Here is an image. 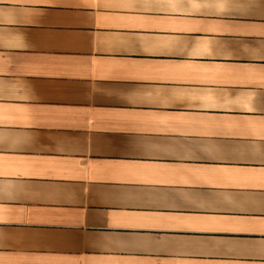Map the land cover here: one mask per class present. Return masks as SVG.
<instances>
[{
  "label": "crops",
  "instance_id": "1",
  "mask_svg": "<svg viewBox=\"0 0 264 264\" xmlns=\"http://www.w3.org/2000/svg\"><path fill=\"white\" fill-rule=\"evenodd\" d=\"M0 264H264V0H0Z\"/></svg>",
  "mask_w": 264,
  "mask_h": 264
}]
</instances>
